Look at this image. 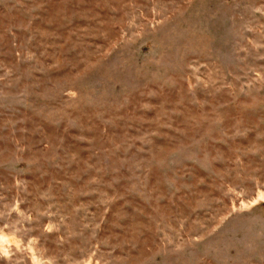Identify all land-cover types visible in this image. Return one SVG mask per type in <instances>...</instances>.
Masks as SVG:
<instances>
[{
  "label": "rangeland",
  "instance_id": "obj_1",
  "mask_svg": "<svg viewBox=\"0 0 264 264\" xmlns=\"http://www.w3.org/2000/svg\"><path fill=\"white\" fill-rule=\"evenodd\" d=\"M0 264H264V0H0Z\"/></svg>",
  "mask_w": 264,
  "mask_h": 264
}]
</instances>
